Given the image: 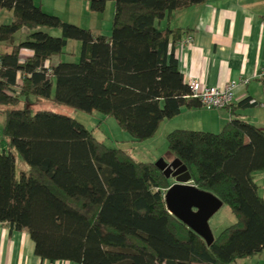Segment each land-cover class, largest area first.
I'll return each instance as SVG.
<instances>
[{"label":"trees","instance_id":"16d2710c","mask_svg":"<svg viewBox=\"0 0 264 264\" xmlns=\"http://www.w3.org/2000/svg\"><path fill=\"white\" fill-rule=\"evenodd\" d=\"M83 1L96 14L113 2L109 36L63 22L33 0H0V9L12 14L9 24H0V105L11 107L2 129L9 151L0 149V223L26 230L34 253L50 262L234 264L264 252V199L253 178L264 171L262 129L234 118L218 133L175 129L166 135L169 155L186 166L192 184L235 218L208 246L167 211L164 194L172 182L154 163L107 147L71 117L31 111L27 104L35 100L98 112L141 142L163 120L200 107L178 68L184 31L159 24L207 0ZM22 29L23 39L5 49ZM68 40L80 42L79 61L46 68ZM22 49L32 56L21 60ZM22 101L27 104L15 108ZM254 105L247 100L239 107ZM14 152L27 173L16 174Z\"/></svg>","mask_w":264,"mask_h":264},{"label":"crops","instance_id":"0c3cea01","mask_svg":"<svg viewBox=\"0 0 264 264\" xmlns=\"http://www.w3.org/2000/svg\"><path fill=\"white\" fill-rule=\"evenodd\" d=\"M33 1L34 4L38 2L36 6L42 10H49L48 14L53 12L50 14L63 22L89 29L94 35L109 36L103 33L105 28L99 24L100 14L92 13L87 1ZM110 3L113 2H108L106 7L112 5ZM159 25L162 28L166 25L180 28L184 31L182 39L192 38L190 44L176 49L178 68L184 82L190 76L207 87L236 84L234 99L228 108L182 109L175 117L163 120L159 127L164 123V132L186 129L218 133L227 122L240 118L264 131V79L258 76L264 69V0H207L172 12ZM52 35L58 36L57 33ZM31 56L29 50L20 51L21 60ZM59 62L60 56L54 57L44 66L48 68ZM247 100L256 105L239 107ZM261 175L264 174H253L258 188L256 178ZM0 264L77 263L40 259L34 253V243L26 230H11L8 225L0 223ZM234 264H264V252Z\"/></svg>","mask_w":264,"mask_h":264},{"label":"rangeland","instance_id":"374dc122","mask_svg":"<svg viewBox=\"0 0 264 264\" xmlns=\"http://www.w3.org/2000/svg\"><path fill=\"white\" fill-rule=\"evenodd\" d=\"M110 4L112 5L106 7L104 12L100 14L99 21V24L105 28L103 33L107 35H110L112 28L113 3ZM35 5H39L38 2H36ZM47 11L49 10H44V12L48 13ZM50 13L53 14V12H49V14ZM11 21V12L0 9V24H9ZM74 25L81 27L77 24ZM43 30L49 34L57 33V35H60L58 30ZM23 32L24 29L17 32L11 38L9 45H5L4 48L8 49L10 45L17 44L21 39H23ZM80 50L81 44L79 41L68 40L65 48L63 49L62 55H60L61 61L77 63L80 59ZM51 96L53 99L54 88L52 89ZM30 102L32 103L27 104L25 101H22L15 108H23L27 104L32 112L37 110H46L71 117L82 124L86 129L92 131L93 136L97 140L104 142L107 147L125 150L129 152L131 157L136 161L150 162L155 164L159 160H163L168 164L174 160L168 153L166 141V135L168 132H164V123L160 125L152 138L141 142H133L130 135L126 131L122 130L112 117H106L98 112L86 113L77 109L55 105L52 102L36 103L35 100H30ZM7 109H11V107L0 105V149L6 150V152L9 151V145L7 138L2 135V129L5 122V111ZM13 155L16 164V174H19V172L27 173L28 167L22 161L19 154L14 152ZM261 173L264 174V171ZM256 181L259 185L258 195L264 199V175L257 177ZM170 182L173 183V179H170ZM234 223L235 218L227 205H222L221 208L208 221V225L214 236L218 235L220 231L226 227H229L230 225H233Z\"/></svg>","mask_w":264,"mask_h":264},{"label":"water","instance_id":"95a60500","mask_svg":"<svg viewBox=\"0 0 264 264\" xmlns=\"http://www.w3.org/2000/svg\"><path fill=\"white\" fill-rule=\"evenodd\" d=\"M155 166L166 179L174 181L164 194L167 211L201 237L206 245H211L214 235L208 221L221 208L222 201L194 186L186 166L180 160L174 159L168 164L159 160Z\"/></svg>","mask_w":264,"mask_h":264},{"label":"built area","instance_id":"2783aa9c","mask_svg":"<svg viewBox=\"0 0 264 264\" xmlns=\"http://www.w3.org/2000/svg\"><path fill=\"white\" fill-rule=\"evenodd\" d=\"M192 42L191 37L181 39L177 48H181L186 44ZM264 79V69H262L258 75ZM190 91V96L197 99L200 107L204 110H222L230 106L234 99V91L236 89L235 83H227L223 86H211L207 87L201 84V82L194 77H187L185 82ZM246 83V81L244 82ZM18 85H21V81H18Z\"/></svg>","mask_w":264,"mask_h":264}]
</instances>
